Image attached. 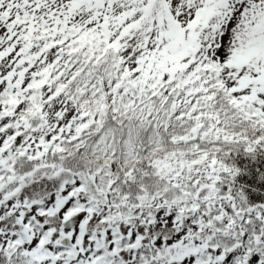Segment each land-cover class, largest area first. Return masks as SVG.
Wrapping results in <instances>:
<instances>
[{"label": "snow or ice", "instance_id": "obj_1", "mask_svg": "<svg viewBox=\"0 0 264 264\" xmlns=\"http://www.w3.org/2000/svg\"><path fill=\"white\" fill-rule=\"evenodd\" d=\"M0 264H264V0H0Z\"/></svg>", "mask_w": 264, "mask_h": 264}]
</instances>
